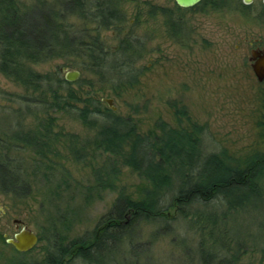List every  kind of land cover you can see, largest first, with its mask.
<instances>
[{
  "label": "rangeland",
  "instance_id": "rangeland-1",
  "mask_svg": "<svg viewBox=\"0 0 264 264\" xmlns=\"http://www.w3.org/2000/svg\"><path fill=\"white\" fill-rule=\"evenodd\" d=\"M15 1L25 7L34 3ZM99 1L108 2L120 21L99 33L89 17L71 16L67 22L78 31L86 30L87 41L98 36L111 51L126 38L142 42L145 48L132 64L135 84L111 86L94 73L86 58H53L31 65L34 72H59L62 79L67 72H78L70 85L78 101L70 104L82 107L85 100H98L110 110L104 101L112 100L114 113L130 118L140 135L157 134L161 123L186 131L197 126L203 132V152L223 153L233 166L264 157V82H257L249 62L252 50L264 48V9L257 17V6L242 7L240 0H204L185 10H177L173 0ZM30 95L0 73V129L4 131L2 126L9 122L25 132L36 128L39 120L50 124L56 136L43 154L57 176L35 172L41 158L33 149L20 145L7 153L0 146L31 188L22 198L0 191V264L41 263L55 239L66 247L91 232L120 195L139 200L148 187L122 166H117L114 179L99 185L95 174L109 156L93 145L95 130L60 111L46 116L36 113L34 118L37 110L31 108L30 116L18 100ZM61 173H67V183L60 181ZM259 185L261 201L231 211L223 221L214 205L220 225L214 236L223 238L227 232L231 247L239 243L237 264H264V180ZM201 226L193 217L175 219L161 228L141 223L134 231L138 253L131 261L197 264ZM22 228L38 238L35 248L23 255L6 243ZM121 253L122 248H116L113 258L118 260Z\"/></svg>",
  "mask_w": 264,
  "mask_h": 264
},
{
  "label": "trees",
  "instance_id": "trees-1",
  "mask_svg": "<svg viewBox=\"0 0 264 264\" xmlns=\"http://www.w3.org/2000/svg\"><path fill=\"white\" fill-rule=\"evenodd\" d=\"M71 16L89 17L97 33L121 19L106 1L34 0L25 7L15 0H0V73L31 92L18 100L25 104L28 114L31 108L37 110L31 113L34 118H38L36 113L46 116L60 111L95 130L93 145L109 156L95 174L99 185L114 179L117 166H122L136 173L148 187L139 200L120 195L91 232L66 247L55 239L45 259L32 264H138L131 258L138 253L134 231L141 223L161 228L175 219L189 217L202 225L196 246L197 264H237L240 245L235 242L231 247L227 232L223 238L214 236V231H220L217 217L223 221L231 211L261 201L264 157L233 166L223 153L203 152L200 127L186 131L161 123L157 134L140 135L130 118L103 109L98 100H85L82 107L71 105L78 101L71 83L60 78L59 72L43 75L30 66L53 58H86L92 62L94 73L111 86L131 85L137 80V76H131L132 64L145 48L142 42L130 38L113 51L98 36L87 41L86 30L78 31L67 22ZM17 126L9 122L2 126L4 131L0 129L2 149L7 153L20 145L33 149L41 158L35 172L56 177V169L43 154L56 136L50 124L39 120L36 128L28 132ZM5 155L0 152V191L21 198L28 196L31 188L27 179ZM65 174L59 178L63 183H67ZM214 205L219 207L218 216ZM118 247L122 253L115 260L112 254Z\"/></svg>",
  "mask_w": 264,
  "mask_h": 264
},
{
  "label": "water",
  "instance_id": "water-1",
  "mask_svg": "<svg viewBox=\"0 0 264 264\" xmlns=\"http://www.w3.org/2000/svg\"><path fill=\"white\" fill-rule=\"evenodd\" d=\"M201 0H174L175 4L183 9H189L192 8L200 3ZM253 0H243V3L245 5L251 4ZM249 62L251 63V69L252 72L257 80L258 83L264 82V48L259 50L255 49L250 52V59ZM79 77V73L72 71L67 72L65 74V81L69 83L75 82ZM110 108L112 112L115 111V109L111 106L112 100H105L104 101ZM38 242L37 236L31 232L30 230H27L26 228H22L19 230L18 233H16L13 237V240H7L6 243L10 244L14 250L18 253H28L32 251L36 244Z\"/></svg>",
  "mask_w": 264,
  "mask_h": 264
},
{
  "label": "flooded vegetation",
  "instance_id": "flooded-vegetation-1",
  "mask_svg": "<svg viewBox=\"0 0 264 264\" xmlns=\"http://www.w3.org/2000/svg\"><path fill=\"white\" fill-rule=\"evenodd\" d=\"M204 0H201L200 1V3H202ZM173 2H174V0H173ZM199 3V4H200ZM240 3H241V5H242V7H245V8H251L252 9V7L253 6H257V8H258V14H257V17H259V16H261L262 14H263V9H264V0H253L252 2H251V4H249V5H245L244 3H243V0H240ZM174 4H175V2H174ZM198 4V5H199ZM176 5V4H175ZM197 6V5H196ZM195 7V6H194ZM193 8V7H192ZM176 9L177 10H181V9H183V8H180V7H178L177 5H176ZM190 9V8H189ZM183 10H185V9H183ZM256 49H259V48H256ZM259 50H261V49H259ZM19 254H22V253H19ZM24 254H26V253H24ZM23 255V254H22Z\"/></svg>",
  "mask_w": 264,
  "mask_h": 264
}]
</instances>
